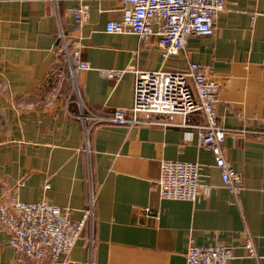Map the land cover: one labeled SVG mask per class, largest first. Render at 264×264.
<instances>
[{
    "label": "crops",
    "instance_id": "1",
    "mask_svg": "<svg viewBox=\"0 0 264 264\" xmlns=\"http://www.w3.org/2000/svg\"><path fill=\"white\" fill-rule=\"evenodd\" d=\"M82 5L89 12L80 23L68 10ZM124 7L121 0H0V204L14 196L47 202L79 221L93 199L92 222L69 264H186L191 244H226L234 250L229 264H264V0H228L213 35L190 37L169 59L157 37L106 31ZM61 34L78 42L89 70L72 75ZM189 63L223 86L216 112L228 133L225 156L241 176L237 196L223 185L211 149L199 145L202 114L105 121L118 108L133 117L137 78L106 72H181ZM166 160L199 164L195 201L161 198ZM10 238L0 225V263L23 261Z\"/></svg>",
    "mask_w": 264,
    "mask_h": 264
},
{
    "label": "built area",
    "instance_id": "2",
    "mask_svg": "<svg viewBox=\"0 0 264 264\" xmlns=\"http://www.w3.org/2000/svg\"><path fill=\"white\" fill-rule=\"evenodd\" d=\"M124 4L120 20L109 21L110 34H135L142 42L158 38L159 50L164 59L179 55L185 50L190 37L211 36L219 16L225 11L228 0H121ZM78 22L87 20L89 8L85 5L68 10ZM62 52L68 60L72 75L89 70L83 61L77 41L69 43L61 34ZM126 72L137 76L134 87L133 117L123 109L105 118L117 125L153 124V116H165L169 122L176 117L186 118L200 113L205 124L199 126V145L210 148L215 164L220 169L223 185L237 196L241 176L225 156L228 133L219 125L216 108L220 102L222 84L207 74L199 63H189L181 72H139L133 67L122 71H108L106 77L120 78ZM140 116H143L140 118ZM104 121V119L100 118ZM196 128L193 125H184ZM198 128V127H197ZM201 167L196 163L163 161L158 180L163 199L195 201L201 185ZM93 204L84 211L79 221H73L67 210L47 202H25L17 196L10 203L0 204V225L11 231L10 246L23 261L0 264H69L70 255L81 240L86 227L93 219ZM245 248L255 256L254 246L248 237ZM234 250L226 244L197 246L191 244L186 253V264H229Z\"/></svg>",
    "mask_w": 264,
    "mask_h": 264
}]
</instances>
